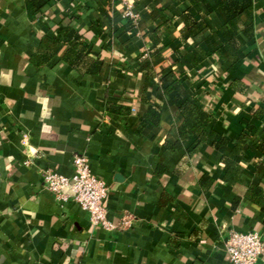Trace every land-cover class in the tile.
<instances>
[{
	"label": "crops",
	"instance_id": "1",
	"mask_svg": "<svg viewBox=\"0 0 264 264\" xmlns=\"http://www.w3.org/2000/svg\"><path fill=\"white\" fill-rule=\"evenodd\" d=\"M133 3L135 28L115 0H50L39 12L0 0V264H228L230 232L264 235V212L246 199L248 186L264 192V0L253 2L254 37L238 34L233 67L214 54L225 32L214 1L211 13L188 0ZM187 12L204 24L194 37ZM59 26L101 62L97 74L61 61ZM44 39L57 43L36 65ZM172 95L209 113V142L193 150L194 138L180 134ZM75 155L108 187L107 220L130 217V228H93L72 200L44 190L41 174L70 178Z\"/></svg>",
	"mask_w": 264,
	"mask_h": 264
},
{
	"label": "trees",
	"instance_id": "2",
	"mask_svg": "<svg viewBox=\"0 0 264 264\" xmlns=\"http://www.w3.org/2000/svg\"><path fill=\"white\" fill-rule=\"evenodd\" d=\"M50 0H28L35 12H39ZM191 5L202 4L207 9L208 13L213 12L214 7L210 5L211 0H188ZM220 9L225 19L224 41L221 45L215 48L214 54L222 64H227L229 67L235 66L239 60L241 44L237 37L239 33L244 34L248 39L254 37V28L252 25L253 2L254 0H212ZM242 18H246L249 22L245 24ZM185 25V30L192 37L199 34L204 29L202 21H196L191 14L187 12L182 17ZM238 25L240 28H238ZM57 37L62 36L67 42V49L61 56V61L71 66L76 71L82 74L95 75L100 71L101 62L92 60L77 51L76 46L81 43V37L73 29L69 27L59 26L57 30ZM56 39H44L40 44V53L33 56L32 62L37 64L48 63L52 58V50L56 46ZM171 78L170 74L162 77V82H166ZM176 81H172L164 90L169 95L173 92ZM234 90L239 93H244L246 87L242 82H233L231 84ZM173 103L178 106L183 123L180 128V134H188L194 138L193 150L199 146L206 144L211 139V134L206 132L205 126L209 118V113L204 111L195 100H183L177 95L171 97ZM261 153H264V148H260ZM231 160L223 159V163L227 170L232 169ZM256 173L264 179V163L257 166ZM246 199L258 206L264 212V192L255 186H248L246 192Z\"/></svg>",
	"mask_w": 264,
	"mask_h": 264
},
{
	"label": "built area",
	"instance_id": "3",
	"mask_svg": "<svg viewBox=\"0 0 264 264\" xmlns=\"http://www.w3.org/2000/svg\"><path fill=\"white\" fill-rule=\"evenodd\" d=\"M122 8V17L132 28L137 26L139 15L133 0H115ZM144 56L143 58H145ZM44 190L54 196L57 202L72 200L81 211L88 215L90 226L105 231L117 228L126 229L132 225L130 217H124L118 224L107 220L105 200L108 187L94 175L89 161L84 155H75L72 162V175L63 177L52 170L41 174ZM68 189L69 194L64 190ZM228 264H257L264 254V235L256 232H230L224 243Z\"/></svg>",
	"mask_w": 264,
	"mask_h": 264
}]
</instances>
